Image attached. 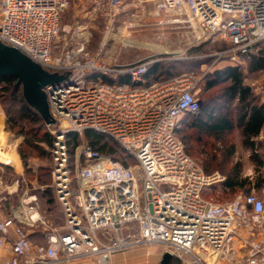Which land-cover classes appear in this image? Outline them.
I'll use <instances>...</instances> for the list:
<instances>
[{
    "label": "built area",
    "instance_id": "2783aa9c",
    "mask_svg": "<svg viewBox=\"0 0 264 264\" xmlns=\"http://www.w3.org/2000/svg\"><path fill=\"white\" fill-rule=\"evenodd\" d=\"M124 1L100 0V11L114 21L125 11ZM150 1L159 24L190 27L196 42L228 40L229 48L219 55L227 54L233 64L264 42V0ZM69 6L70 0H0V39L63 77L43 89L53 138L52 186L65 216L64 225L47 230L41 244L22 222H44L35 206L23 218L2 217L0 264H66L88 257L109 264L113 254L149 243L162 245L179 264H264V192L241 193L223 205L208 200L206 190L227 176L206 172L179 137L184 116L203 106L193 78L182 73L134 85L145 81L151 63L164 58L113 66L88 49V35L77 26L66 31H72L70 41L76 35L79 40L57 54ZM123 75L130 81H115ZM86 130L111 138L126 156L115 159L87 141L78 147L73 168L70 135ZM3 163L0 159V193Z\"/></svg>",
    "mask_w": 264,
    "mask_h": 264
},
{
    "label": "rangeland",
    "instance_id": "374dc122",
    "mask_svg": "<svg viewBox=\"0 0 264 264\" xmlns=\"http://www.w3.org/2000/svg\"><path fill=\"white\" fill-rule=\"evenodd\" d=\"M100 6V0H70V6L62 17L63 30L57 39L55 49L57 54L70 49L76 40H79L76 35V38L70 41L72 31L68 33L65 28L69 23L66 20H71L72 16L73 22V17H78L75 18L76 20L74 19V23L77 25L75 27L81 29L77 32L87 33L90 40L88 49L92 53H101L104 61H109L113 66H121L146 57H166L177 61L188 60L191 64L188 67H182V71L193 78V91L200 97L204 105L208 99L218 101L223 87L228 84L221 82L214 88L205 90L206 79L211 78L208 75L211 76L213 71L221 69L225 65H238L243 73L244 83L252 88L258 100L264 101V70L251 72L249 56L243 57L241 63L233 64L227 54L219 55V52L230 46V42L222 36H216L214 40L210 38L207 41L196 42V30L190 27L159 24V17L154 12V3L150 0H125L123 4L125 11L118 14L114 21L109 20V17L100 11ZM112 33L114 35H110ZM129 41L133 43L132 46L128 44ZM103 43L105 45L101 49ZM260 46H264V43ZM253 50L255 52L256 48L254 47ZM12 99L16 102L15 104L11 102ZM233 104V117L237 119L238 103ZM19 107L18 100L9 96V93L1 91L0 86V124L4 123L0 129V154L2 155L0 159L4 163H6L5 158H10L12 161L11 165L3 163L1 166L5 170L3 173L5 180L9 184H15L13 186L15 191L7 200V214H13L12 212L16 209L24 217L30 206H35L44 222L35 226L27 224L23 226L29 231L32 241L41 244L46 242L45 232L47 230L53 231L64 225L65 216L62 204L57 199L52 186V155L50 151L52 144L41 142L37 148H29L24 142V135L8 127ZM185 116L178 130L179 137L185 147L187 142L194 145L197 153L190 155L202 165L203 169L206 171L205 165L210 164L211 170L206 171L208 173L220 172L226 176L238 175L240 180L247 179L249 181L242 189H237L234 192L225 190L223 183L216 184L206 190L205 197L216 205H223L234 200L241 193L263 194L264 127L261 133L254 138V148H250L244 143L242 129L238 126L230 131L223 140L206 136L203 143L197 146L194 139L190 138L191 130L186 126V121L194 114ZM187 117L189 118L187 119ZM185 119L187 120L185 121ZM46 128L50 133L47 126ZM77 135L78 138L73 143L71 150L73 168L78 147L89 142L85 132ZM104 138L107 139L106 136ZM110 144L116 148L117 152L113 154L114 156H119V158L126 156L124 151V154L121 152L122 148L119 144L112 140ZM22 152L25 155L24 158ZM128 159L131 164H136L133 157ZM133 232L137 233V230L135 229ZM162 247L159 244H140L132 246L125 252L131 253V264H158ZM117 253L116 261L123 260L124 254L122 253L124 252ZM97 262V258L88 257L72 260L66 264H96ZM171 263L179 264L180 261L173 257Z\"/></svg>",
    "mask_w": 264,
    "mask_h": 264
},
{
    "label": "trees",
    "instance_id": "16d2710c",
    "mask_svg": "<svg viewBox=\"0 0 264 264\" xmlns=\"http://www.w3.org/2000/svg\"><path fill=\"white\" fill-rule=\"evenodd\" d=\"M263 43H258L255 46L256 51L254 52L253 50L248 55L250 58L249 70L251 72L264 70V46H260ZM190 64L188 60L177 61L167 58L153 62L149 65V70L145 74V81L133 84L147 85L155 81L169 79L182 74V67H188ZM192 64L194 65V63ZM211 74V76L208 75L211 78L206 79L204 85L205 90H210L221 82H227L228 84L223 87L222 94L217 99L218 101L208 99L197 114H194L190 119L187 117L188 121L185 119L186 126L191 130L190 138L194 139L197 146L203 143L204 137L206 136L223 140L230 131L238 126L242 129L244 143L250 148H254V138L261 133L264 127V101L258 100L252 88L244 83L243 73L238 65H225L223 68L213 71ZM106 80L113 82L108 77H106ZM115 81L118 83L129 82L130 78L123 75ZM0 86L1 91L9 93V96L12 98H16L20 105L17 114L13 117L12 123L10 122L11 124H8V127L24 135V142L29 148L35 149L41 142H46L48 145H51L53 138L47 131L46 122L40 113L24 99L22 86L17 83V78L10 75H0ZM11 102L13 104L16 103L13 99ZM235 102L238 103L237 119L233 117L234 109L232 106ZM43 130L44 132H42ZM85 135L89 138L92 147L98 151L110 154L119 160L125 157L119 158V156L113 155L117 152L116 148L110 144L112 139L106 135L95 130H86ZM105 136L108 140L104 138ZM77 138V134L70 135L69 143L71 144V150ZM185 148L189 154L196 155L197 151L193 144L187 142ZM121 152L124 154L123 150ZM22 157H25L23 152ZM205 168L206 171H210V164H206ZM248 182L247 179L240 180L238 175L227 176V179L223 182V186L225 190L234 192L237 189H242Z\"/></svg>",
    "mask_w": 264,
    "mask_h": 264
},
{
    "label": "water",
    "instance_id": "95a60500",
    "mask_svg": "<svg viewBox=\"0 0 264 264\" xmlns=\"http://www.w3.org/2000/svg\"><path fill=\"white\" fill-rule=\"evenodd\" d=\"M0 75L16 77L17 83L22 86V93L26 102L40 113L45 122L50 121L49 103L43 88L48 84L61 81L62 76L47 71L22 50L4 43L1 39ZM172 259L173 254L165 252L161 263L171 264Z\"/></svg>",
    "mask_w": 264,
    "mask_h": 264
},
{
    "label": "crops",
    "instance_id": "0c3cea01",
    "mask_svg": "<svg viewBox=\"0 0 264 264\" xmlns=\"http://www.w3.org/2000/svg\"><path fill=\"white\" fill-rule=\"evenodd\" d=\"M75 18H78V17H73V22H72V16H71V20H66V21H69V23L68 24H66V26H65V28H66V30L67 29H70V28H73V27H75V26H77L75 23H74V21L76 20ZM75 19V20H74ZM164 59L166 58V57H163ZM4 125V123H2V124H0V129L2 128V126ZM15 147V146H14ZM6 160V163H5V165L6 164H8V165H11L12 163V161L10 160V158H5ZM4 168V167H3ZM2 168V170H1V173H2V177H3V186L1 187V189H2V191H1V193H0V197H3V199L0 201V219L2 218V217H4V216H7L8 214V212H7V200H8V198H10V195L11 194H13L14 193V191H15V188H13V186L15 185H13V184H9L6 180H5V178H4V176H3V173H4V169ZM28 212V211H27ZM27 212H25V214L27 213ZM13 214H15V215H17V216H19V217H21V218H23V216L20 214V212L19 211H17L16 209L14 210V212H12ZM13 214H10V215H13ZM17 221V223H20V220L19 219H17L16 220ZM24 224H27V222H25L24 220L22 221ZM28 225V224H27ZM158 249V248H157ZM158 251V250H157ZM157 251L155 252V254L157 253ZM148 253H150L149 251H148ZM165 253V251H164V248L162 247V249H161V251H160V254H159V262L158 261H156V262H158V264H162L161 263V260H162V257H163V254ZM117 254L118 253H115V254H113L112 255V257H111V259H110V263L109 264H131V253H127V252H125L124 251V253H122V254H124V258H123V260H117L116 261V257H117ZM11 257V252H7L6 254H5V256H4V258L5 259H7V258H10ZM153 264H156V263H153ZM172 264V263H171Z\"/></svg>",
    "mask_w": 264,
    "mask_h": 264
},
{
    "label": "bare ground",
    "instance_id": "6f19581e",
    "mask_svg": "<svg viewBox=\"0 0 264 264\" xmlns=\"http://www.w3.org/2000/svg\"><path fill=\"white\" fill-rule=\"evenodd\" d=\"M4 152V151H3ZM2 155L0 154V157H1Z\"/></svg>",
    "mask_w": 264,
    "mask_h": 264
}]
</instances>
